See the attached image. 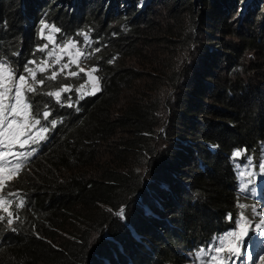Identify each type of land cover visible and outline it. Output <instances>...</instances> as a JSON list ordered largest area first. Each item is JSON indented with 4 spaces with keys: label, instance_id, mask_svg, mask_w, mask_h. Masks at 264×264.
Wrapping results in <instances>:
<instances>
[{
    "label": "trees",
    "instance_id": "obj_1",
    "mask_svg": "<svg viewBox=\"0 0 264 264\" xmlns=\"http://www.w3.org/2000/svg\"><path fill=\"white\" fill-rule=\"evenodd\" d=\"M43 23L84 45L98 91L36 68ZM0 62L35 72L25 97L49 129L3 191L23 207L0 222V264H190L229 232L247 201L234 153L264 157V0H0Z\"/></svg>",
    "mask_w": 264,
    "mask_h": 264
},
{
    "label": "rangeland",
    "instance_id": "obj_2",
    "mask_svg": "<svg viewBox=\"0 0 264 264\" xmlns=\"http://www.w3.org/2000/svg\"><path fill=\"white\" fill-rule=\"evenodd\" d=\"M144 4V2L142 3ZM153 9L157 10L159 12V16L160 19H158V22H160L161 20L165 19L166 16V11L165 9L160 7V4L156 3L153 5ZM43 24H47V23H43ZM43 24L41 25L40 28V32L39 35L40 37L44 40V53H45V59L41 60L39 63H37L35 66L37 69L39 70H43L46 73H50L52 75V73H56V76L60 75L62 77H67V76H73L71 75V73L75 72L76 75H80L81 73L83 74L84 77V81L82 83H80L76 88H75V92H76V97H83L85 95L88 94H93L94 89L96 87L95 84V80L94 79H90L89 77V72L92 68L95 67H85L83 64V55H79L80 53H83V44L78 43L77 41H73L75 42V47H69V48H64L63 46L67 43V41L65 42H61L59 38L56 37V32L54 31L53 28H55L53 25L51 24H47L49 27L48 28H43L42 31V27ZM69 41V40H68ZM63 49V50H62ZM84 54V53H83ZM75 61V62H73ZM64 65H67V67H64ZM83 68L84 71H81L80 69ZM32 73L35 74V72H31L30 77L25 76L26 81L25 83L21 86L22 88V94H23V98H24V102L28 103L26 101V90L29 89V87L33 88V84H34V78ZM92 77H97L96 73H92L91 74ZM19 76H14L13 79V91L10 92L8 94V99L5 100V104L10 105L11 103L14 102V96H15V87H16V83L18 81ZM67 87V86H63L62 88ZM62 88L56 90L59 91ZM69 90L68 91H62L61 94L63 92H69L70 91V87H67ZM79 89V91H77ZM55 92V91H54ZM96 92V91H95ZM94 92V93H95ZM170 98H171V93H170ZM71 102L69 101V104ZM5 115L8 119H13L15 118L18 121H21L23 119L22 115H18L13 117L12 114L6 110ZM161 116L163 118V120H166L167 123V116H168V112L164 111L163 113L161 112ZM33 119L29 116V123H30V127L26 130L25 135L21 137V139H29V137H32L33 139H29V143L24 147V148H20L18 145L13 146L12 147V152L13 153H24V156H17V155H10L8 156L6 159L11 160L13 165L15 164H19L20 161L28 156L29 153H37L41 147V143L42 141H44L47 136H48V131L49 129L45 126H43L41 123L39 125H32L31 121ZM46 128L47 131H41V128ZM161 128L165 129L164 124L161 125ZM171 134V132H170ZM177 140L178 135L175 137ZM179 141V140H178ZM170 145V141L161 143V150L162 152H167L168 150L166 149L167 146ZM262 147H264V143L262 144ZM0 150H4V149H0ZM240 156H236L238 158V161H236V170H237V174H238V179H248L250 176H252V172L254 170H258L261 168V165H264V159L261 160L259 159L258 162L260 161V163L256 166L253 165V160L255 159V157L251 156L250 154H243V152H240ZM262 153H264V151H262ZM178 155V154H177ZM21 159V160H20ZM177 160V157H176ZM240 160V161H239ZM145 170V169H143ZM243 173V175H241ZM5 176H7V171L5 173ZM16 175L11 176L9 179L14 178ZM7 180V179H6ZM239 181V180H238ZM237 186L240 187L239 183H237ZM1 195V193H0ZM5 197V196H4ZM5 200L7 202H10V210L14 212V209L12 207V203L14 202V199L10 198V196L5 197ZM17 203H19V200L16 201ZM244 207H240V210L237 213V217H233L232 220L229 222V228H230V232L236 231V232H241L240 227L238 226L239 223H242L244 225V230L247 231L249 229H255L254 227H259V226H263L264 227V223H261V221H264V211H262V208L260 206L259 203H255V202H250V204L248 203H244L242 204ZM1 214L7 216L6 213H4L3 211H0ZM157 214V212H155ZM155 213H151L148 212V214L151 215H155ZM241 214H243L244 220L241 221ZM227 235V234H226ZM138 237V236H137ZM264 257V255L262 256ZM188 261L191 262V259L188 257ZM103 264H106L105 262H103ZM256 264H264V262L261 261V259H259V261Z\"/></svg>",
    "mask_w": 264,
    "mask_h": 264
},
{
    "label": "snow or ice",
    "instance_id": "obj_3",
    "mask_svg": "<svg viewBox=\"0 0 264 264\" xmlns=\"http://www.w3.org/2000/svg\"><path fill=\"white\" fill-rule=\"evenodd\" d=\"M49 26L47 24H43V28H48ZM54 31H59L58 28H53ZM87 39V37H86ZM64 48L69 47H75V42L69 40L67 43L63 46ZM63 50V49H62ZM79 55H84L83 53H80ZM75 62V61H73ZM64 67H67V65H64ZM81 71H84L83 68L80 69ZM31 71V70H29ZM97 68H92L89 72L90 79L95 80L96 87L94 89L95 91L99 90V77H92L91 74L97 72ZM33 78L35 79V74L32 73ZM71 75L75 76L76 73L73 72ZM13 79L14 75L9 68L8 64L6 62H0V191L3 190L4 187H6L5 180L9 179L13 175L19 174V169L21 168L20 164L13 165L11 160L6 159L10 155H17V156H24V153H13L12 147L18 145L20 148H24L28 143L29 139H33L32 137H29V139H21L22 136L25 135L26 130L31 126L29 123V116H30V104L24 102L23 94H22V88L21 86L25 83L26 78L25 76L21 75L18 78V81L16 83L15 87V96H14V102L10 105L5 104V100L8 99V94L13 91ZM49 79L55 80L56 79V73H52V75L49 77ZM40 83L43 84V79L40 80ZM69 89L67 87L62 88L59 91L55 92H48L47 95L50 97H54L57 102H60L61 99V92L62 91H68ZM28 91H34L33 88L29 87ZM79 91V89L77 90ZM93 92V94H94ZM70 106V105H69ZM9 111L13 117L22 115L23 119L21 121L13 119H8L5 115V112ZM50 116V112L45 111L43 113L44 119H47ZM32 125H39L40 120L33 118L31 121ZM53 127H55V123L52 124ZM41 131H47L46 128H41ZM240 151H237L234 153V156H240ZM28 155H31L29 153ZM262 168H264V165H261ZM7 171V176H5V173ZM243 175V173L241 174ZM243 191V189H242ZM14 194V193H10ZM23 207V201L20 202L19 205H17V208ZM243 208L244 206L241 205ZM0 211H3L7 214L8 219L6 221L8 226H11L14 222V220L19 219V215L14 213L10 210V202H7L5 200V197L0 195ZM117 216H119L121 219H125V211L123 208H121L117 213ZM231 219V217H229ZM5 217L3 215H0V222H4ZM244 220L243 214H241V221ZM261 223H264V221H261ZM238 226L241 229V232H230L224 237H222L219 240V247L215 248V252L217 254L220 253H227L228 256L232 255H238L241 252V248L243 247L245 241L240 239L241 235H247V232L244 230V225L242 223H239ZM15 231V229H12ZM202 253L204 252L203 249L200 250ZM208 251H212L211 248L208 249ZM211 261H216V264H225L224 260H220L218 255L211 256ZM252 256H248V260H252ZM262 262H264V257L260 258Z\"/></svg>",
    "mask_w": 264,
    "mask_h": 264
},
{
    "label": "clouds",
    "instance_id": "obj_4",
    "mask_svg": "<svg viewBox=\"0 0 264 264\" xmlns=\"http://www.w3.org/2000/svg\"><path fill=\"white\" fill-rule=\"evenodd\" d=\"M43 142H44V141H42V143H43ZM42 143H41V146H42ZM40 148H41V147H40ZM38 152H39V151H38ZM38 152H37V153H38ZM37 153H35V154H37ZM35 154H33V153L31 152V155H28V156L24 157L22 160L20 159L21 161H20L19 164L21 165V168L19 169V172H21V171L24 169L25 165H27V158H29L30 156H33V155H35ZM17 177H18V175H16L14 178H11V179H7V180H5L6 187H7V185H8L11 181H14ZM4 189H5V187L3 188L2 191H0L1 195H2V196H5V197L10 196V198L14 199V202L12 203V207H13V209L15 210V208H17V205H19L20 202L22 201V200H21V197H19L20 195H18L17 192H16V190L13 189V188L7 190V194L4 195V194H3ZM10 193H14V194H10ZM17 200H19V203L16 202ZM0 215H3V214H1V212H0ZM3 216L5 217V221H7L8 216H5V215H3Z\"/></svg>",
    "mask_w": 264,
    "mask_h": 264
}]
</instances>
